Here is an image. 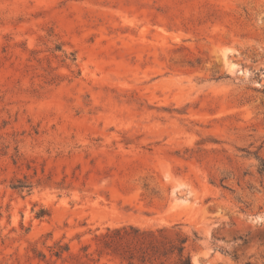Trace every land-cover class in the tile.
Returning <instances> with one entry per match:
<instances>
[{
  "label": "rangeland",
  "instance_id": "rangeland-1",
  "mask_svg": "<svg viewBox=\"0 0 264 264\" xmlns=\"http://www.w3.org/2000/svg\"><path fill=\"white\" fill-rule=\"evenodd\" d=\"M260 160L264 0H0V264H264Z\"/></svg>",
  "mask_w": 264,
  "mask_h": 264
},
{
  "label": "trees",
  "instance_id": "trees-1",
  "mask_svg": "<svg viewBox=\"0 0 264 264\" xmlns=\"http://www.w3.org/2000/svg\"><path fill=\"white\" fill-rule=\"evenodd\" d=\"M259 171L261 173L264 174V161L263 160H260V168H259ZM130 229V232L133 234V235H137L139 230L133 226H130L129 227ZM121 233L123 235L127 234V231L125 228H115L114 230H112V232L110 234H107L106 235V240H105V245H113L115 244L116 242H118V240L123 237V235H121ZM108 238V240H107ZM185 238H182L179 240V245L175 246L173 249H176L177 251V254L179 256H182V252L184 250V246H183V243L185 242ZM116 246V245H115ZM57 254V253H56ZM181 264H193L191 259H190V256L189 255H186L185 257L182 258L181 260Z\"/></svg>",
  "mask_w": 264,
  "mask_h": 264
}]
</instances>
